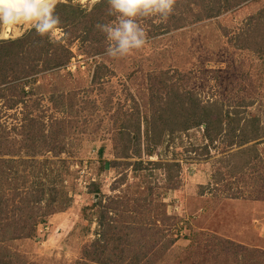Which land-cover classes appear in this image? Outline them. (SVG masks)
Returning a JSON list of instances; mask_svg holds the SVG:
<instances>
[{
    "label": "rangeland",
    "instance_id": "1",
    "mask_svg": "<svg viewBox=\"0 0 264 264\" xmlns=\"http://www.w3.org/2000/svg\"><path fill=\"white\" fill-rule=\"evenodd\" d=\"M58 3L80 5L89 12L96 2ZM180 5L179 1L175 3L173 13L164 22L140 18L146 43L124 57L106 55L105 38L99 47L91 43L83 28L70 31L59 27L54 39L62 38L72 56L65 67L39 73L38 80L30 84L35 87L34 94L28 98L40 100L33 112L44 114L46 120L51 115L66 118L70 151L59 157L48 155L52 163L47 164L49 174L45 178L48 185L55 180L56 187L66 192L58 193L60 204L66 205L41 222L33 236L8 243L28 262L75 264L82 258L83 249L98 237L100 212L111 198L151 194L159 208H166V213L179 219L173 226H164L156 219L155 223L166 230L165 237L154 241L152 251L156 252L150 264H240V256L225 258L214 237L240 243V227L241 232L251 236L255 218L264 223V137L238 146L237 136L233 139L236 144L229 146L224 133L210 142L203 128L194 127L179 134L169 146L159 147L152 156L143 155L141 169H135L133 164L126 166L115 153V118L134 112L137 105L142 114H148L151 97H157L158 92L166 95L164 83L169 86L180 82L204 102L217 100L224 112H230V119L257 116L264 125V52L240 47L247 19L264 7V0H246L216 16L198 20L204 9L193 4L191 9H180ZM30 29L27 25L17 26L11 36L0 40L21 37ZM96 70L99 77L94 80ZM52 92L66 94V102L73 96L76 105L55 108L49 100ZM5 102L0 98V131H8L9 138L19 140L18 131L27 109L22 104L8 108ZM224 118L227 123L225 114ZM141 129L144 132L143 122ZM255 151L262 161L253 158L250 165L246 159H252ZM160 158L181 163L175 188L167 189L163 170L149 163ZM61 159L67 163L63 165ZM95 187H99L97 197L92 191ZM155 212L147 211L153 214L149 220L156 217ZM255 230L257 238L264 233ZM168 238L174 241L164 248ZM243 245L264 251V238Z\"/></svg>",
    "mask_w": 264,
    "mask_h": 264
},
{
    "label": "trees",
    "instance_id": "2",
    "mask_svg": "<svg viewBox=\"0 0 264 264\" xmlns=\"http://www.w3.org/2000/svg\"><path fill=\"white\" fill-rule=\"evenodd\" d=\"M177 1L181 3L180 9H191L192 4L204 9L203 15L197 16L198 20L200 17L216 16L246 0ZM107 10V0H99L89 12L80 5L58 3L55 13L60 20L59 27L71 29L70 31L83 28L91 43L99 46L105 37L103 33L98 36V32H101L95 25L108 23L113 19V16L107 14ZM263 38L264 7L247 19L240 47L263 53ZM62 41V38L50 40L46 36L41 37L34 29L15 39L0 40V98H5L8 108L22 104L27 109L18 131L21 139L9 138L8 131H0V264H34L28 262L23 254L12 250L8 243L33 236L41 222L46 221L55 211L64 209L66 205L60 204L58 200V193L61 195L66 192L56 187L55 180L51 185L45 181L49 174L47 164L52 163L48 155L59 157L70 151L67 147L69 133L66 118L51 115L46 120L44 114L33 112L40 105V100L28 98L30 93L34 94L35 87L30 84L38 80L39 73L59 70L69 62L72 52ZM40 64L42 67L39 68ZM98 77L96 70L94 80ZM27 84L30 89H27ZM163 89H167L166 95L158 92L155 95L157 97H151L147 104L151 109L148 114L147 112L142 114L137 105L134 112L115 118V122L118 123L113 134L116 141L115 153L117 157L123 159L126 166L133 164L135 169L143 168V155L152 156L159 147L169 146L179 134L194 127L203 128L204 137L210 142L216 141L224 133L228 137L229 146L236 144L233 139L237 136L240 138L238 146L264 137V125L257 116H235L234 119H230V112H224L217 100L204 102L180 82L179 84L171 82L169 86L164 83ZM66 98L68 97L63 93L56 95L52 92L49 96L55 108L66 109L76 105L73 96L70 102H66ZM224 114L228 118L227 123ZM142 122L145 126L144 132L141 129ZM103 151L104 147H101L99 149L101 158ZM255 152L252 159H246L250 165L254 159L262 161L258 152ZM37 155L46 157L39 160L35 158ZM132 158H136L134 162ZM60 162L63 165L67 163L65 159H61ZM105 163L103 161L104 165ZM149 163L163 170L167 189L177 186L182 169L179 161L175 159L165 161L160 158ZM33 177L35 179L30 181ZM92 191H95L97 197L99 187ZM68 199L69 197L65 198ZM154 201L151 194L111 198L100 212L101 230L98 237L83 249L82 258L75 264H150L153 253L156 252L152 251L154 241L165 237L166 230V227L155 223L156 219L164 226L176 225L179 219L166 213V208H159ZM165 205L163 203L164 207ZM111 211L115 213L113 216L110 214ZM147 211H156V217L149 220V215L153 214H147ZM214 240H217L215 242L226 259L235 255L237 258L240 256V264H264L262 250H253L224 237L217 236ZM172 241L174 240L169 238L165 240L164 248Z\"/></svg>",
    "mask_w": 264,
    "mask_h": 264
},
{
    "label": "clouds",
    "instance_id": "3",
    "mask_svg": "<svg viewBox=\"0 0 264 264\" xmlns=\"http://www.w3.org/2000/svg\"><path fill=\"white\" fill-rule=\"evenodd\" d=\"M97 0H93V3ZM58 0H0V37L8 38L17 26L27 25L41 37L53 40L60 20L55 13ZM176 0H107V14L114 20L95 27L107 41L106 55L124 57L146 43L140 18L164 22L173 13Z\"/></svg>",
    "mask_w": 264,
    "mask_h": 264
},
{
    "label": "crops",
    "instance_id": "4",
    "mask_svg": "<svg viewBox=\"0 0 264 264\" xmlns=\"http://www.w3.org/2000/svg\"><path fill=\"white\" fill-rule=\"evenodd\" d=\"M253 214H254V212H253ZM252 215V214H251ZM257 216H258V214H257ZM256 222V223H255ZM256 224V225H255ZM258 224V225H257ZM251 225H253L255 228H254V232L256 231L255 229H259V230H263L264 231V223H260V222H258V221H256V218H255V220L251 223ZM260 225V226H259ZM252 227V226H251ZM263 227V228H262ZM253 228V227H252ZM260 228H262V229H260ZM253 232V234L250 236L249 235V233H247V232H241V227H240V243H242V244H244L246 241L247 242H252L253 244H255L256 242H258V241H260L261 239H263L264 238V233L263 234H258V235H261V236H258V238H257V233H254ZM250 238L249 240H247L246 238ZM255 239L257 240V241H255ZM246 240V241H245Z\"/></svg>",
    "mask_w": 264,
    "mask_h": 264
}]
</instances>
